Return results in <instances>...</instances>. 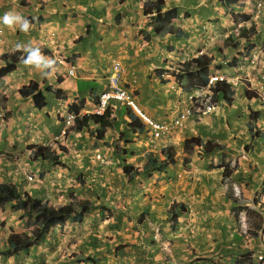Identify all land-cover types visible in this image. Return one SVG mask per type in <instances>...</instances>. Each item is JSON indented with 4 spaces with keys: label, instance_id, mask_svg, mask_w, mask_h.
Instances as JSON below:
<instances>
[{
    "label": "crops",
    "instance_id": "1",
    "mask_svg": "<svg viewBox=\"0 0 264 264\" xmlns=\"http://www.w3.org/2000/svg\"><path fill=\"white\" fill-rule=\"evenodd\" d=\"M144 1L0 0V68L8 67L0 79V183L55 208L91 202L81 220L54 226L27 250L0 254V264H243V257L264 264L257 259L264 250V103L247 96L241 82L231 102L220 97L214 111L186 121L162 171L124 170L141 168L149 152L167 155L164 140L154 139L142 122V132L130 128L132 110L118 101L107 107L109 125L89 120L61 143L53 140L70 104L81 106V116L94 112L116 59L124 67L121 84L142 111L161 121L186 105L175 65L200 51L212 57L208 73L264 83V22L252 15L257 0H163L151 14L143 13ZM9 12L29 20L30 31L6 26ZM158 12L168 13L180 36L154 30L144 39L140 30H149ZM240 26L254 28L249 42L236 36ZM241 41L258 49L253 70ZM17 44L38 48L54 70L45 75L22 60L10 62V53L23 51ZM31 81L43 91L41 108L20 94ZM191 137L221 147H184ZM31 144L49 147L60 163L35 157ZM12 202L0 204V251L10 233H30L34 225Z\"/></svg>",
    "mask_w": 264,
    "mask_h": 264
},
{
    "label": "trees",
    "instance_id": "2",
    "mask_svg": "<svg viewBox=\"0 0 264 264\" xmlns=\"http://www.w3.org/2000/svg\"><path fill=\"white\" fill-rule=\"evenodd\" d=\"M238 0H225V5H229L232 2H237ZM163 0H145L143 3V13L151 14L153 10H159L163 7ZM151 21L147 23V27L150 29L140 30L143 34L144 39L148 40L153 34L154 30L159 34L160 32H174L177 36L181 35V30L179 27H176L170 23V16L168 13H156L151 16ZM244 19L248 18L247 15L243 16ZM251 30V29H250ZM245 29L242 28L239 32L240 36L245 35ZM249 32V30H248ZM26 52L22 50H16L13 53L8 55V60L10 62H15L16 60H22L26 56ZM8 62L7 64H9ZM211 63V58L205 55H200L198 57L191 58L184 62L177 63V69L183 73H174L178 82L184 86H192L195 83H204L207 81V66ZM8 72V67L3 66L0 68V79ZM162 81V80H161ZM189 81V82H188ZM48 90V89H47ZM215 92H220L222 97L225 100L230 101L233 95V90L231 85L224 80L217 81L214 85ZM20 94L22 96L31 95L34 103L37 107L41 108L46 104L43 91L38 88V84L35 81L23 85L20 89ZM248 94V93H247ZM249 95V94H248ZM95 104L98 103V97H95L93 100ZM80 105L72 103L69 105V110L76 113L75 117V128L80 129L86 126L89 120H92L95 123H99L101 126H106L110 124L108 120V110L107 108L103 114L97 113H87L83 116L79 115ZM130 118V128L136 132L143 131V125L138 116L135 115L133 111L129 113ZM249 128H251L249 126ZM191 144L202 145V141L199 137L187 138L184 141L185 147L190 146ZM220 144L212 143H203L202 148L205 152L213 151L217 148H220ZM29 148L34 149V156L42 160L58 164L60 163L58 156L50 150L49 147L39 145H29ZM172 152L170 147L165 149L167 155L164 159H158L153 153L149 152L146 155V160L141 168H134L131 166L124 167L126 172H131L132 174H137L141 172L150 171L153 169L164 170L167 166L169 160H173ZM224 169H227V165L224 164ZM12 202L10 206L14 209H17L25 215L28 220L34 223L33 228L30 233H10L6 239V247L3 251H0V254H16L21 250H27L33 246L44 234L48 233L51 228L54 226H62L66 223L68 219L73 221L81 220L83 212L91 206V202L87 200L84 201H70L69 203L55 208L52 205H48L46 201H41L35 197H32L27 192L22 194L18 193L15 186L7 183H0V204L5 202ZM243 257L242 263L248 264L246 259ZM238 260V264H239Z\"/></svg>",
    "mask_w": 264,
    "mask_h": 264
},
{
    "label": "clouds",
    "instance_id": "3",
    "mask_svg": "<svg viewBox=\"0 0 264 264\" xmlns=\"http://www.w3.org/2000/svg\"><path fill=\"white\" fill-rule=\"evenodd\" d=\"M224 1H225V0H224ZM258 3H261V8H262L261 11L264 12V0H257V1L255 2L254 7H253L252 15H253V17H259V18L264 22V15H263V13H262V12H257V9H258ZM230 4H232V3H230ZM247 17H248V18H246V20H249V19H250V15L248 14ZM151 18H152V17H151ZM151 18H150L149 21H151ZM149 21H148V22H149ZM148 22H147V23H148ZM3 23H4L6 26H8L9 28H13L14 26L18 25L19 28H20V30L23 31V32H25V33L29 32L30 29L32 28V24H31V22H30L29 20H27L26 18H24V17H22V16H20V15H18V14H13V13H11V12H9V13H5V15L3 16ZM242 28H244V29L246 30V31H245L246 34L243 35V36H240V35H239V32L241 31ZM252 29L254 30V28H251V30H250L249 28H246L245 26H240V27L236 28L234 32H235L236 36H238V39H241V40H244V41H246V42H249V41H250V33L252 32ZM248 30H249V32H248ZM226 40H229V45H232V31H231V33H230L229 35L226 36ZM240 43H241V44L244 43V45H243V47H242V48L244 49V56L247 57L246 61H248V65H249V67L253 70V69L255 68V66H256L255 59H256V56L258 57V54H257L256 50H258V49H253V48L255 47V44H252V45H248V46H247L246 43L243 42V41H241ZM16 47H17V49H21V48H23V51L26 52L27 55H26L25 58L23 59V63H24L25 65L35 67L36 69L40 70V71H41L42 73H44L45 75H48V74H49V73L46 71V69H53V70H54V63H55V62H54L53 60H50L49 58L45 57V56L41 53V51H40L38 48H33V47H30V46H29V47H24L23 45H20V44H17ZM261 47H263V49H264V42H263V44H262ZM200 55H205V56H207V57H210V58H211V62H212V57H211V56H209V55L203 53L202 51H200L199 55H197L196 57H198V56H200ZM116 60H119V59H116ZM113 61H114V60H113ZM113 61H112V62H113ZM119 61H120V60H119ZM184 61H187V60H184ZM184 61H182V62H184ZM120 62H121V61H120ZM177 63H178V62H177ZM121 64H122V63H121ZM210 64H211V63H210ZM210 64H209V65H210ZM111 65H112V63H111ZM209 65L207 66V68L209 67ZM122 67H123V65H122ZM68 70H69V69H68ZM71 70H72V69H71ZM110 70H111V67H110ZM123 70H124V67H123ZM175 70H177V71H175ZM175 70H174V72H176V73H183L182 71H179V70L177 69V64L175 65ZM71 72H72V71H71ZM68 73H69V71H68ZM69 74H70V73H69ZM109 74H110V71H109V73H108V76H109ZM123 74H124V71H123L122 75H123ZM173 75H174V73H173ZM174 76H175V75H174ZM211 76H216V77H217V78L213 81V83H211V85H210V90L212 91V97L209 98V97L206 95V96L202 97V99H199V102H198V105H197L198 108H199V111H198V112H195L193 115L189 116V117L185 120V122H184V126H183L180 130H178V131H176V132H173V135H172V134L170 135L171 138L168 139L166 135L163 136L162 138H154V139H162V140H164V147H165V149H167L168 147H170L171 151H173V146L175 145V142H176V139H177L176 136H177L180 132H182V130H183L184 127H185V123H186V121H187L189 118L194 117V116H196V115H200V114L210 113V112H212V111L215 110L218 99H219L220 97L223 98L220 92H215V91L213 90V89H214V85H215V83H216L217 81L224 80L225 82H227V83H229V84L231 85V88H232V90H233V95H232V97L234 96V92L236 91V87H237V85H238V82H241V83L243 84V87H244V89H245V94H246L247 96L252 95V96L256 97L261 103H264V93L262 94L261 91H260L261 88H262L263 91H264V83H262V82H256V81H254V79H253L252 77H250V76H248V75L243 76V77H239V78H235L236 76H235V77H232L231 75L224 74V73H220V72H218V71L213 72V73L210 74V73H208V69H207V76H206V77H207V81L204 82V83H195V84L192 85V86H184V85H182L180 82H178V80H177L176 77H175V80H176L178 86L180 87V89H182V90L184 91V93H185V98H186V100H185L186 105H185L184 107H182V108L176 113V115H177L180 111H182V110L188 105V101H189V100H188V94H189L191 91H193V89L196 88V87H202V86L207 85V84H208V80H209V78H210ZM121 78H122V77H121ZM120 82H121V79H120ZM188 82H189V81H188ZM107 83H108V77H107ZM121 85H122V84H121ZM122 87H123V88L126 90V92L130 95L132 101L135 103L136 107L140 110V112L144 113L146 116L150 117L151 119H154V120H156V121H160V122H163V123H170V122L172 121V119L176 116V115H174V116H173L170 120H168V121H161V120H157V119L151 117L150 115H148L147 113H145L144 111H142V110L140 109V107L138 106L136 100H135L134 97H133V93H132L129 89H127L126 87H124L123 85H122ZM106 88H107V87H106ZM103 91H104V90H103ZM247 93H248L249 95H248ZM99 95H100V94H99ZM99 95L97 96V97H98V103H99ZM232 97H231V100H230V101L225 100L224 98H223V99H224L227 103H229V102L232 101ZM211 99H212V100H211ZM111 101H118V102H120V103H123L125 106L129 107V108H130V109H131V110H132V111L138 116V118H139V119L141 120V122L146 126V129H147V130L150 132V134H151V130L149 129L148 125L145 123V121L142 119V117L140 116V114H139L135 109H133L130 105H127V104H126L125 102H123V101L113 100V99H112V100L109 101V103H110ZM98 103L95 104V108L97 107ZM109 103L106 105V107L104 108V110H103L101 113H97V112L95 111V109H94V112H91V113L103 114V112L105 111V109L108 107ZM208 108H210V109H208ZM67 113L75 114V117H76V113H74V112L68 110V111L63 115V117H62V126H61V128L59 129L58 133H57L55 136H57V135L60 133V130L62 129L63 124H64V118H65V115H66ZM1 114H3V112H0V115H1ZM79 115H80V114H79ZM75 126H76V124H75V118H74V125H73L71 128H69L68 131H70V130H72V129H75ZM68 131H67V133H68ZM67 133H66L64 136H66ZM55 136L53 137V140H54L55 142H57V143H61V141H63V139H64V136H63L62 139L57 140V139H55ZM151 136H152V134H151ZM184 141H185V140H184ZM201 141H202V140H201ZM203 143H205V142L202 141V145H203ZM207 143H208V142H207ZM212 144H214V143H212ZM183 145H184V142H183ZM191 145H193V144H191ZM196 145H198V144H196ZM202 145H198V146H201V147H202ZM184 147H185V145H184ZM165 149H164V151H165ZM202 151H203V148H202ZM203 152H205V151H203ZM175 153H176L177 155H180V154L182 153V150H181L180 148H177V149H175ZM29 175L31 176V179H32V175H31V174H27V175H25L26 180H31V179H28V177H27V176H29ZM261 192L264 193V183H263L262 186H261ZM42 202H43V201H42ZM243 213H244V212H243ZM244 218H245V214H244ZM239 221H240V225L243 227V226H244L245 219L241 221V220H240V215H239ZM241 222H243V223L241 224ZM261 252H264V250L261 251ZM261 252H260V253H261ZM260 253H258L257 256H258ZM257 259H258V258H257ZM258 261H259V262H264V260H259V259H258Z\"/></svg>",
    "mask_w": 264,
    "mask_h": 264
},
{
    "label": "built area",
    "instance_id": "4",
    "mask_svg": "<svg viewBox=\"0 0 264 264\" xmlns=\"http://www.w3.org/2000/svg\"><path fill=\"white\" fill-rule=\"evenodd\" d=\"M261 3H258L257 12L261 11ZM264 15V12H262ZM71 73V69L68 70ZM123 67L119 60H114L111 65L110 74L108 76L107 88L102 91L99 95V103L95 108L97 113H101L110 100H119L125 102L127 105H130L133 109H135L145 123L148 125L151 130V134L153 138H162L163 136H167V138H171V134L180 130L184 126L185 120L193 115L195 112L199 111L198 102L199 99H202L204 96L212 97V91L210 90V85L217 78L216 76H211L208 80V84L202 87H196L188 94V105L180 111L170 123H163L160 121H156L146 116L144 113L140 112V110L136 107L135 103L132 101L130 95L126 92V90L122 87L120 79L122 77ZM261 93L264 91L261 88ZM212 100V99H211ZM210 109V108H208ZM75 114L67 113L64 118V124L60 133L55 136V139L60 140L67 133L68 129L74 125ZM28 179H31V176H27ZM240 220H244V213L240 212ZM243 222H241L242 224ZM257 258L259 260H264V252H261Z\"/></svg>",
    "mask_w": 264,
    "mask_h": 264
}]
</instances>
